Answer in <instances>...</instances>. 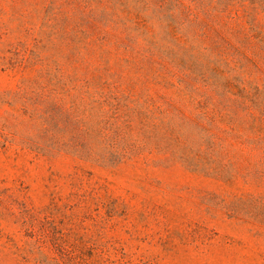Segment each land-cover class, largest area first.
<instances>
[{
  "label": "rangeland",
  "instance_id": "1",
  "mask_svg": "<svg viewBox=\"0 0 264 264\" xmlns=\"http://www.w3.org/2000/svg\"><path fill=\"white\" fill-rule=\"evenodd\" d=\"M0 264H264V0H0Z\"/></svg>",
  "mask_w": 264,
  "mask_h": 264
}]
</instances>
